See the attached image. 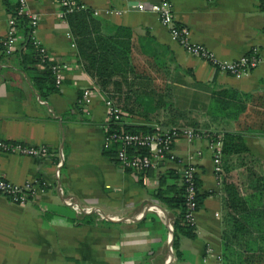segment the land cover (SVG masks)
Wrapping results in <instances>:
<instances>
[{"label": "crops", "instance_id": "obj_1", "mask_svg": "<svg viewBox=\"0 0 264 264\" xmlns=\"http://www.w3.org/2000/svg\"><path fill=\"white\" fill-rule=\"evenodd\" d=\"M80 1L93 16L130 27L136 34L148 30L172 51L176 62L189 72L180 74L174 83L178 107L205 113L219 92L237 117L225 130L241 134L249 153L264 164V59L246 75L235 77L182 48L152 9L158 0ZM172 3L176 21L187 25L192 40L206 46L217 59L239 58L255 46L262 49L264 58L261 0ZM10 15L0 0V39L6 34ZM27 15L37 17L35 36L50 60L69 65L61 86L41 96L21 60L16 55L6 57L0 50V140L48 148L39 157L0 151V175L6 181L20 184L37 178L45 186L24 203L11 202L0 194V264H202L207 246L220 254L223 193L208 141L188 144L178 137L173 143L176 161L160 162L146 172L120 169L102 148L104 95L108 93L77 59L76 45L67 35L71 32L68 19H60L54 0H27ZM15 35L17 47L23 37L19 30ZM84 90L92 94L88 113L83 111ZM243 93L251 96L245 98ZM116 103L123 110L124 124H154L131 118L121 102ZM188 164L196 167L200 193L209 194L195 213V236H181L174 248L170 230L177 211L166 208L152 192L159 173L170 168L181 173ZM240 170L232 166V177ZM177 183L181 184V178ZM66 199L92 210L79 214ZM75 219L88 222L76 223ZM209 264H216L214 256Z\"/></svg>", "mask_w": 264, "mask_h": 264}, {"label": "trees", "instance_id": "obj_2", "mask_svg": "<svg viewBox=\"0 0 264 264\" xmlns=\"http://www.w3.org/2000/svg\"><path fill=\"white\" fill-rule=\"evenodd\" d=\"M4 4L12 15H16V32L19 30L22 33L23 40L13 51L6 53L1 38L0 50L6 57L16 55L40 95L46 96L58 88L48 66L52 61L48 58L45 62L47 65L39 68L40 58L32 47L33 27L29 17L16 14L14 0H4ZM261 6L264 7V0H261ZM67 19L74 37L77 59L83 62L87 73L107 91L108 96L121 102L131 118L154 122H122L121 128L128 132L145 133L154 132L155 125L166 128L189 126L210 133H222V171L217 174L223 193L221 264H264V164L249 153L241 134L225 130L227 123L237 117L220 98L219 92H216L218 97H214L216 103L205 113L182 109L176 104L174 83L180 74L189 72L181 68L172 51L157 42L148 30L136 34L130 27L93 16L89 10L70 14ZM220 93L227 95L226 90ZM250 96L243 93L245 98ZM237 109L240 111L242 108ZM134 151L147 154L142 148ZM105 154L114 157L115 149L105 150ZM234 165L241 167L236 180L230 172ZM179 178V171L166 169L159 173L158 186L152 192L166 208L177 211L172 222L171 244L174 248L181 236H195V225L185 218L184 185H178ZM196 184L201 185L197 176ZM208 194L198 193L197 210ZM85 221L88 222L87 219H75L76 223Z\"/></svg>", "mask_w": 264, "mask_h": 264}, {"label": "built area", "instance_id": "obj_3", "mask_svg": "<svg viewBox=\"0 0 264 264\" xmlns=\"http://www.w3.org/2000/svg\"><path fill=\"white\" fill-rule=\"evenodd\" d=\"M16 3L15 11L17 15H27V0H14ZM59 7V17L67 20V16L79 11L88 9L86 4L80 0H54ZM141 9V7H140ZM153 11L157 14L160 22L169 30L171 37L188 53L207 61L213 68L220 72L227 73L235 77H242L256 68L263 61V53L260 47L251 48L246 54L232 60H219L203 44L194 42L191 38V30L187 25L176 21L173 13L172 0H158L152 5ZM114 11H107L112 13ZM119 13V12H115ZM98 15V11L93 12ZM30 24L33 27L32 47L39 56L40 66L47 65L45 62L50 57L45 46L35 36V27L38 23L36 16H29ZM16 15L8 17V28L2 38L6 53H10L16 47ZM73 41L71 32L67 33ZM64 61H52L48 64L55 77V84L60 87L62 84L64 70L68 67ZM84 104L83 111H87L92 101V94L89 90L82 93ZM105 94V93H104ZM104 105L106 106V126L104 130V139L102 148L105 150L115 149L114 158L117 166L122 170H133L137 172H146L150 169H156L160 162L176 161L173 153V143L176 138L182 137L188 144L194 140L206 139L207 146L212 152L214 173L219 174L222 171L220 147L222 144V134L218 132H206L205 130H196L189 126L180 127H160L155 125L154 132H128L121 128L123 110L111 97L104 95ZM88 113V112H86ZM142 148L146 153L136 152L134 149ZM133 149L134 152H129ZM0 151L8 154H19L30 157H39L47 154L48 148L44 145H30L18 141L0 140ZM199 154V152H195ZM197 170L192 164L184 165L181 170V183L184 185V207L185 218L188 223L194 224L195 213L197 211V195L200 192L196 184ZM45 190L44 184L37 178L27 179L22 183H10L0 175V194L14 203H24L34 198L39 192ZM73 209L81 213H88L91 207H79L76 202L66 199ZM195 225V224H194ZM211 256L215 257L216 264H221V254L215 252L211 246H207L202 256V264H209Z\"/></svg>", "mask_w": 264, "mask_h": 264}, {"label": "rangeland", "instance_id": "obj_4", "mask_svg": "<svg viewBox=\"0 0 264 264\" xmlns=\"http://www.w3.org/2000/svg\"><path fill=\"white\" fill-rule=\"evenodd\" d=\"M179 106H180V105H179ZM233 179H234V180H236V177H235V176H233Z\"/></svg>", "mask_w": 264, "mask_h": 264}, {"label": "water", "instance_id": "obj_5", "mask_svg": "<svg viewBox=\"0 0 264 264\" xmlns=\"http://www.w3.org/2000/svg\"><path fill=\"white\" fill-rule=\"evenodd\" d=\"M170 234H171V237H172V230H170Z\"/></svg>", "mask_w": 264, "mask_h": 264}]
</instances>
